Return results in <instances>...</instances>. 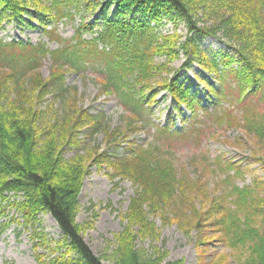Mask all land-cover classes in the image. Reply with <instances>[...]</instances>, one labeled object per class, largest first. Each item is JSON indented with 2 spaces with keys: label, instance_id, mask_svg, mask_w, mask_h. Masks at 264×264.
Here are the masks:
<instances>
[{
  "label": "trees",
  "instance_id": "obj_1",
  "mask_svg": "<svg viewBox=\"0 0 264 264\" xmlns=\"http://www.w3.org/2000/svg\"><path fill=\"white\" fill-rule=\"evenodd\" d=\"M77 14L81 19L75 36L66 40L58 25L64 18L74 20ZM26 16L37 20L45 35L59 46L52 49L46 42L7 41L0 35V217H8L9 208L18 213L2 223L4 227L19 222L21 216L28 226L40 223L43 213L54 217L64 238L54 249L59 254L42 259L43 264H104L76 222L89 158L79 153L64 156L66 147L79 148L82 142L77 136L82 131H89L90 137L99 130L105 132L109 146L90 153L94 162L109 164L112 178H129L141 187L130 205V222L139 219L141 232L152 238L155 224L148 220L144 204L150 201L157 210L154 203L158 199L185 194V187L190 186V179L183 177L174 161L159 152L160 146L145 148L130 142L126 155H120L116 148L123 131L111 130L104 114L89 115L76 105L65 80L69 73L89 68L99 71L103 93L118 97L126 108L129 129L137 131L151 115L149 107L159 95L155 85L171 93L178 107L185 106L195 118L200 109L207 111L198 92L191 93V86L171 69L183 57L182 69L198 61L220 86L201 79L219 100L209 117L217 126L237 128L264 141V112L248 99L264 95V0H0V33L7 23H24ZM167 20L185 22L187 32L176 27L163 33L160 28ZM209 36L228 43L234 54H221L220 59L208 54L201 42ZM47 60L51 61L49 78L42 73ZM36 92L38 102L47 100L45 110L34 103ZM230 97L233 107L223 104ZM235 100L242 111L236 112ZM58 102L63 104L61 110L55 108ZM192 128L183 130L188 133L185 136L199 133ZM170 129L159 128L158 132L169 139L182 131L170 133ZM70 132L71 138L63 140L62 135ZM253 156L264 163L256 150ZM223 157L214 160L222 170L226 165ZM236 164L228 161L224 170L230 187L228 195L220 198L218 213L222 216L217 226L235 264H264V193L255 194L252 186L232 183L235 175L244 172ZM255 184L260 186V182ZM261 185L264 188V182ZM200 186L197 182L194 188ZM232 193L235 207L227 204ZM135 239L127 226L119 235L114 264H162L161 255L145 254Z\"/></svg>",
  "mask_w": 264,
  "mask_h": 264
},
{
  "label": "rangeland",
  "instance_id": "obj_2",
  "mask_svg": "<svg viewBox=\"0 0 264 264\" xmlns=\"http://www.w3.org/2000/svg\"><path fill=\"white\" fill-rule=\"evenodd\" d=\"M80 19L81 14H77L74 20L64 18L58 25L60 35L66 40L73 39ZM176 22L167 20L160 30L168 33L177 27L179 32L186 33L185 22L179 20ZM0 35L7 41L24 39L34 44L46 42L52 49L59 46L57 40H50L45 35L37 20L27 16L24 23L19 21L7 23ZM201 47L218 59L222 57L221 54H234L233 48L216 36L204 38ZM183 63L184 57L173 63L171 69L173 73L180 75L182 82L191 86V93L198 92L207 111L200 109L199 116L195 118L185 106L178 107L171 93L163 92L162 88L154 84L159 95L149 107L151 115L148 119L145 118L142 124L138 123L140 128L137 131L129 129L125 118L128 115L126 108L118 97L103 93L99 84V71L89 68L84 72H72L66 76L67 86L72 90L70 97L77 99L76 105L87 110L89 115L97 112L104 114L111 130L123 131L122 138H119L121 143H118L116 148L119 147L120 155H126L125 148L131 145L130 142L143 145L145 148L151 144L160 146L159 152L163 157L171 158L183 177L187 176L190 179V186L185 187V194L178 193L179 196L167 200L158 199L154 203L157 210H153L150 201L144 204L148 220L155 224L156 234L152 238L150 234L141 232L139 219L130 222V205L132 199L137 196V189L141 190V187L129 178L120 176L112 178L113 173L109 164L94 162L95 156L90 153L98 147L99 151H103L109 146L105 132L99 130L90 137L89 131L85 130L84 134L82 131L77 136L82 142L79 143V148L66 147L64 156L70 158L79 153L89 158L87 160L89 171L84 176L76 222L86 242L102 258L104 264H114L112 256L119 235L126 231L127 226L136 234L137 248L149 256L161 255L162 264L168 261H181L183 264H235L231 249L223 241V233L217 226L222 216L218 213L220 198L228 195L230 187L225 172L227 162L237 163L236 165L244 171L231 179L233 184L240 187L252 186L256 190L255 194L264 193L261 185L264 182V163L257 161L253 156V151L256 150L264 158V141L237 128L225 129L217 126L215 119L209 117V114L214 111L219 100L209 92L206 82L201 80L207 78L208 84L213 83L220 87L217 79L205 73L198 61L190 64L188 69H182ZM50 67L51 61L47 60L42 68L46 78L50 77ZM234 93L237 94L238 91ZM38 96L39 92H36L33 101L34 103L37 101L36 106L39 105V109L45 110L44 104L47 100L42 104L41 100L38 102ZM248 99L253 100L251 102L264 112V95H253ZM230 100L231 97L223 101V104L233 107ZM234 103L236 112L242 111L236 100ZM62 105L58 102L55 108L61 110ZM73 107L75 109V106ZM53 118L54 116L50 120ZM196 119L198 121L200 119L201 122L198 123ZM193 126L199 133H194L192 137L185 136L188 133L185 134L183 130L191 131ZM167 127L171 128L170 133L182 131L167 139L166 135L158 132L159 128ZM71 132L64 133L62 139L71 138ZM218 155L224 156L225 171L219 165H214ZM230 173L233 175L235 171L232 170ZM194 182L201 184L199 190L194 188L196 184ZM256 182H260V186L256 185ZM232 196L227 204L235 207L236 205L231 203L236 198L235 193H232ZM6 213L8 217H0V264H43L42 259H50L59 254L54 249L62 241L64 234L50 213L41 214V222L35 226L26 225L21 216L19 222L14 221L4 227L2 223L18 215L11 208Z\"/></svg>",
  "mask_w": 264,
  "mask_h": 264
}]
</instances>
